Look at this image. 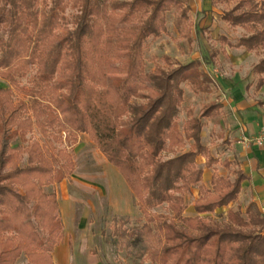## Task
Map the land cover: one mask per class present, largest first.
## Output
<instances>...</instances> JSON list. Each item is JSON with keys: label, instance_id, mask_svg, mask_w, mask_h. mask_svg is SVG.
Returning a JSON list of instances; mask_svg holds the SVG:
<instances>
[{"label": "trees", "instance_id": "1", "mask_svg": "<svg viewBox=\"0 0 264 264\" xmlns=\"http://www.w3.org/2000/svg\"><path fill=\"white\" fill-rule=\"evenodd\" d=\"M235 1L222 20L246 34L229 47L264 49V0L213 4ZM168 13L180 37L192 43L186 0H0V31L7 32L0 35V78L10 84L0 89V264H16L22 255L31 264H53L63 225L57 196L44 187L75 169L67 151L49 156L61 131L72 145L88 135L134 193L145 223L127 229L131 221L118 219L114 236L122 247L146 248L153 264H264V218L253 206L247 219L238 212L222 223L183 216L184 196L194 187L200 189L196 212L214 213L238 199L247 177L224 161L234 181L215 174L212 190L201 185L198 158L205 157L208 168L218 164L202 143V120L217 117L221 104H207L199 118L188 110L183 128L177 124L182 85L207 93L214 83L201 71L203 62L175 66L164 57L166 67L146 72V44L168 33ZM32 71L30 87H21ZM254 73L259 90L264 58ZM16 91L23 99L17 101ZM35 128L51 137L47 149L27 139ZM18 137L24 145L15 146ZM189 141L190 149L179 154ZM163 205L172 215L152 212Z\"/></svg>", "mask_w": 264, "mask_h": 264}, {"label": "rangeland", "instance_id": "2", "mask_svg": "<svg viewBox=\"0 0 264 264\" xmlns=\"http://www.w3.org/2000/svg\"><path fill=\"white\" fill-rule=\"evenodd\" d=\"M186 2L191 7L189 25L193 42L189 43L185 38L180 37L173 24V14L168 13V33L159 39H149L145 47L146 72H152L157 64L166 67L164 57L170 58L175 66L178 64L187 65L198 58L203 62L201 71L214 81L209 86L210 90L207 93H195L188 83L182 85L185 96L177 118L180 129L183 128L188 119V110H193L194 115L199 118L207 103L217 99L220 101L217 90L214 88L218 79L229 81L241 79L242 83L246 82L250 87H255L257 76L254 74V66L264 58V49L249 53L229 47L246 34L243 29L233 28L222 20L227 11L236 7V1L230 5L224 3L212 5L211 0H186ZM261 2L262 0H258L259 4ZM74 13L75 10L69 9L67 16ZM0 35L7 37V32L0 31ZM221 37L227 38L228 42H222ZM214 51L219 52V58L218 56L215 59L211 57ZM33 75L34 71L30 72L26 78L21 79V87L29 88ZM116 77L124 78L125 76L111 75L110 79ZM8 87H10V84L0 78V89ZM249 97L254 99V102H259L258 105L263 111L261 115L264 117V100L258 98L259 95L255 90L249 91ZM16 99L17 101L23 99V95L19 91H16ZM232 99L231 97V99L225 100L231 104L226 108V115L228 114V116L224 124L227 127L231 124L234 127L233 122L231 123V120H229L231 111L234 115V110H237L232 105L236 101ZM245 99L247 98L245 97ZM253 112L254 110H250L248 114L242 113L241 116L242 118H253V115H251ZM202 121L206 124L205 119ZM233 127L232 129H234ZM263 135L264 125L259 128V132L250 134L249 140L252 144H257V140ZM59 137L61 142L55 143V150L51 148L49 156L54 158L55 151L65 150L72 155L75 169L71 177L61 183L44 187L46 193L56 194L59 205L58 217L63 225L62 239L51 253L53 264H56L54 257L58 252L60 261H57V264H153L147 258L148 251L146 248L139 246L126 249L122 247L120 238L114 236L115 226L120 218L113 219L110 210L109 198L113 189L111 179L106 171V167H109V165L108 160L98 146L86 134L79 136L76 145L70 144V136L66 131H61ZM27 139L39 141L45 149L49 146L47 144L49 139L52 141L51 137L45 139L38 128H35L33 133L27 136ZM225 143L218 145L223 146ZM24 144L22 139L18 137L15 146ZM192 144L193 141H189L186 148L180 151L179 154L187 152ZM172 157L174 156L171 154L166 156L165 159ZM204 159L203 156L198 158L200 168L203 167L202 162ZM216 169L218 170V168ZM65 182L67 183V189L63 193L62 184ZM63 194L67 195L66 201H62ZM152 212L172 215L167 205L158 207ZM207 218L220 223L214 221L211 217ZM130 221L132 223L126 226L127 229H133L137 221H142L141 224L145 223L143 217ZM16 264L31 263L25 255H22Z\"/></svg>", "mask_w": 264, "mask_h": 264}, {"label": "crops", "instance_id": "3", "mask_svg": "<svg viewBox=\"0 0 264 264\" xmlns=\"http://www.w3.org/2000/svg\"><path fill=\"white\" fill-rule=\"evenodd\" d=\"M211 3L213 5V0H211ZM215 84L214 88L217 90L220 101L217 99L209 103L217 102L223 108L217 117L205 119L206 124H204L202 131V143L218 164L212 168H208L206 167L207 159H204L202 162L203 167H201L203 169L201 185L208 190H212L211 183L215 174L223 178L229 177L234 181L235 176L230 174L229 169L222 166L224 161L231 163V169L242 171L247 178L242 183V190L238 199L227 207L217 209L214 213L198 214L196 212L195 202L200 198V189L198 187L192 189L190 193L184 196L186 210L183 216L186 218L198 216L202 218L211 217L214 221L222 223L229 220L230 214L234 215L238 212L241 214V218L247 219V210L253 206L261 218H264V146L252 144L249 140L250 134L259 132V128L264 125V117L261 115L263 111L258 105L259 102H254V99L249 97V91L255 90L259 95L258 98L264 100V86L258 90L257 84L255 87H250L246 82L242 83L241 79H235L234 81L218 79ZM231 97L233 98L232 100L235 99L236 102H233L232 105L238 111L234 110V115H232L233 111H231L229 120H231V123L233 122L234 127L232 124L227 127L224 124L228 116V114L226 115V108L231 104L225 100L231 99ZM250 110H254L251 113L253 118H242L241 114H248ZM223 142H226L223 146L218 145ZM108 165L109 167H106V171L108 172V177L111 179L113 189L110 192L109 206L113 219H140L143 215L134 193L128 187V184L118 170L109 162ZM210 171L212 172L209 173ZM65 183L62 184L63 193L67 189V183ZM66 200L67 195L63 194L62 201ZM54 259H56V264L57 261H60L59 252L56 253Z\"/></svg>", "mask_w": 264, "mask_h": 264}, {"label": "built area", "instance_id": "4", "mask_svg": "<svg viewBox=\"0 0 264 264\" xmlns=\"http://www.w3.org/2000/svg\"><path fill=\"white\" fill-rule=\"evenodd\" d=\"M257 144L260 146H264V135L257 140Z\"/></svg>", "mask_w": 264, "mask_h": 264}]
</instances>
